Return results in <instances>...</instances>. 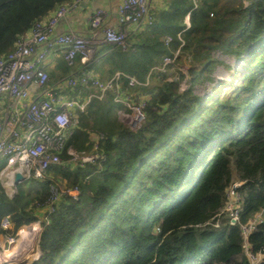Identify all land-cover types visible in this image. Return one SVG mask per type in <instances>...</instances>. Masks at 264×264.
Wrapping results in <instances>:
<instances>
[{"label": "trees", "instance_id": "trees-1", "mask_svg": "<svg viewBox=\"0 0 264 264\" xmlns=\"http://www.w3.org/2000/svg\"><path fill=\"white\" fill-rule=\"evenodd\" d=\"M73 1L0 0V57ZM167 6L125 47L104 44L95 56L104 55L109 78L120 72L144 81L154 71L151 84L137 90L148 96L143 126L134 131L121 123L109 92L80 115L67 143L78 153L97 151L100 160L54 167L45 180L20 184L12 199L0 183V236L22 229V237H37V227H24L41 222V256L31 264H252L249 255H264V214L247 239L242 230L264 210V0H200L197 7L167 0ZM166 34L174 36L169 48ZM214 49L247 57L231 93L203 99L191 87L182 91L183 72L170 82L155 69L180 50L177 61L190 56L204 67L188 70L194 83L210 72ZM90 67L100 72L99 62ZM52 175L80 194L62 196L54 213L41 215L36 205L50 198ZM234 181L244 182L239 221L225 217L219 228L204 226L223 210ZM6 217L8 230L1 226Z\"/></svg>", "mask_w": 264, "mask_h": 264}, {"label": "built area", "instance_id": "built-area-1", "mask_svg": "<svg viewBox=\"0 0 264 264\" xmlns=\"http://www.w3.org/2000/svg\"><path fill=\"white\" fill-rule=\"evenodd\" d=\"M85 1L94 0H74L71 5L60 6L23 35L8 56L0 57V183L11 199L17 195L20 184L32 179L43 181L52 174L54 167L84 166L102 158L97 151L86 154L78 153L73 148L67 149L68 141L80 125V115L87 111L94 100H104L112 92L115 102L129 109L121 114V120L126 121L125 125L137 131L145 123L144 110L148 96L137 90L151 84L153 71L144 81L120 72L105 81L90 66L95 60L97 45L125 47L130 27H133L134 33H138L154 25L155 13L151 0H124L118 7L115 27L103 26L105 12L97 10L89 19L92 30L90 37L72 30L55 35L59 23ZM193 1L197 7L200 0ZM187 28H190L189 22ZM178 37L183 42L181 34ZM172 42L171 36L164 39L168 48ZM57 51L62 52L70 68H75L80 59L81 68L71 76L51 84L45 66L50 56ZM179 54L180 50L174 56H165L156 70L167 76ZM123 79L127 81L125 87L121 83ZM167 80L172 82L168 76ZM65 91L77 92L76 97L66 98L63 94ZM93 136L98 141V135ZM65 153L67 159L63 157ZM17 175L23 177L22 182L16 181ZM243 184L240 181L231 184L223 210L204 226L219 228L225 217L230 219L232 225L239 221L243 201L240 189ZM51 192L46 202L36 205L41 215L54 213L62 196L77 200L80 194L78 188H67L59 183L52 186ZM263 214L264 210L249 225L243 226L245 239L263 221ZM1 226L4 230L11 229L10 218H4ZM33 227L39 230L41 222L33 224ZM21 230L13 238L6 237V246L0 247V264H14L22 260V255L18 257L17 253V249L23 247L20 242ZM15 245L19 246L12 250ZM13 256L16 258L13 259Z\"/></svg>", "mask_w": 264, "mask_h": 264}, {"label": "rangeland", "instance_id": "rangeland-1", "mask_svg": "<svg viewBox=\"0 0 264 264\" xmlns=\"http://www.w3.org/2000/svg\"><path fill=\"white\" fill-rule=\"evenodd\" d=\"M164 1H165L164 2V6H165L164 11H166L165 9H167V7H168L167 6V0H164ZM154 10H155V8H153V11ZM162 10H163L162 8H161V10L159 9L157 13L159 14ZM155 16H156V14H155ZM188 22L190 23V16H187L184 19V23L186 26H187ZM167 36H171L174 38V36L170 35V34H166L165 38ZM208 57L210 59L209 61L213 62L210 72H208L206 75L200 76L199 79L194 83L193 82L191 83L192 76L189 75L188 70L192 66H194L196 70L201 71L202 69H204V67L197 64V62L194 61V59L190 56L185 57L184 59H182V61L176 60L174 62V64L170 67L169 74H167V76L171 78L172 82H174V81H177L179 79V72H183L184 74L187 75V78H186V81H184L182 83V91L187 90L189 87H191V89L194 91V93L203 99L212 97L218 93H223V94L231 93L234 90V87L238 84V82H240L241 71H243V69L245 67L244 65H245V61H246L247 57H245L243 59H237L233 56L226 55L224 52H222L219 49L212 50L208 54ZM99 65L101 67L99 70L103 76V79H105V80L107 78L109 79V77H111V76H109V74L111 73L110 71H108L109 67L107 65L105 66V62H103ZM135 92L136 91L131 92V95ZM131 98H132V96H131ZM147 101H148V99H146V102ZM132 103L133 102L131 101V104ZM127 110L129 111V109H126L123 105H121L114 112V115L123 124H125L126 121L121 120V114L124 113L123 111L127 112ZM52 176L54 177L53 180H55V184H58L60 182L59 180L62 179V178L55 176V175H52ZM1 184H2V182H1ZM59 185L62 186L61 183H59ZM31 226H33V225H30V226L26 227L25 229L27 230ZM38 231H39V234H41L40 232L42 231V226L40 227V229ZM39 238H40V235H38L37 239L34 240L35 241L34 245H27V243H25V245H23V247H21L20 250L17 249L18 255L19 256L22 255V260L20 262H18V261L14 262V264H31L32 262H34V260L40 254L39 245H38L39 244ZM249 257L251 259L252 264H258L259 262L261 263L264 259V255L262 256V258L260 260H259V256L257 258H254L251 255H249ZM39 258H40V256H39Z\"/></svg>", "mask_w": 264, "mask_h": 264}, {"label": "crops", "instance_id": "crops-1", "mask_svg": "<svg viewBox=\"0 0 264 264\" xmlns=\"http://www.w3.org/2000/svg\"><path fill=\"white\" fill-rule=\"evenodd\" d=\"M123 1L124 0L85 1L81 3L80 7L77 10L73 11L66 19H64L59 23V25L55 29V35H60L69 30H72L78 32L80 35L84 37H90L92 34V30L90 28L89 19L97 10H103L105 12V20L103 26L115 27L117 24L118 7ZM164 2H165L164 0H151V6L152 8H155L154 10L155 14H157L159 9L161 10V8L162 9L165 8ZM130 34L131 36L134 34L133 27H130ZM102 47H103L102 44L96 46L97 48L96 55ZM103 56L104 55L102 54L99 55L98 57H95L94 62L95 63L99 62V64H101V61H103ZM45 68L50 76L51 84H55L61 79L67 78L72 74H74L75 72H77L81 68V61L80 59H78L75 68H70L67 66L63 58L62 52L57 51L56 53L52 54L50 58L47 60V64ZM90 69H92L95 73H97L100 76L101 79H103L101 72L96 71L92 67H90ZM109 79L107 78L106 80L105 79L103 80L108 81ZM63 94L66 98H75L77 92L65 91ZM83 95H86V93H84ZM93 139L95 140V136L93 137ZM5 241H6V236L1 235L0 247L4 248L6 246ZM262 256L263 255H259V260L262 258ZM258 264H260V262Z\"/></svg>", "mask_w": 264, "mask_h": 264}, {"label": "bare ground", "instance_id": "bare-ground-1", "mask_svg": "<svg viewBox=\"0 0 264 264\" xmlns=\"http://www.w3.org/2000/svg\"><path fill=\"white\" fill-rule=\"evenodd\" d=\"M35 239H37V237L35 235H32V236H29V237H22L20 242H21L22 245H25V243H27V245H34V243H35L34 240ZM18 246L19 245L15 246V247L18 248ZM15 247L13 246L12 250H14ZM18 257H20V256H18ZM14 258H16V257L13 256V259Z\"/></svg>", "mask_w": 264, "mask_h": 264}, {"label": "water", "instance_id": "water-1", "mask_svg": "<svg viewBox=\"0 0 264 264\" xmlns=\"http://www.w3.org/2000/svg\"><path fill=\"white\" fill-rule=\"evenodd\" d=\"M16 181L17 182H22L23 181V177L21 175H17ZM40 256H41V254H40Z\"/></svg>", "mask_w": 264, "mask_h": 264}]
</instances>
